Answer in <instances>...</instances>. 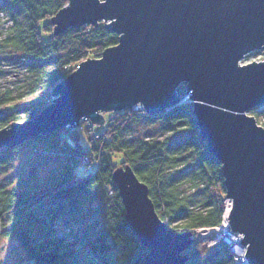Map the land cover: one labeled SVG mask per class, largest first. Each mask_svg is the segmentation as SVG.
<instances>
[{"label": "water", "instance_id": "water-1", "mask_svg": "<svg viewBox=\"0 0 264 264\" xmlns=\"http://www.w3.org/2000/svg\"><path fill=\"white\" fill-rule=\"evenodd\" d=\"M99 21L118 42L58 82L34 118L0 128V150L85 117L102 124L104 112L137 104L161 114L189 96L199 134L221 163L227 227L242 237L246 262L264 264V127L248 114L264 104V60L239 64L264 48V0H69L51 18L55 34ZM112 177L148 249L145 264H188L191 232L167 228L129 164Z\"/></svg>", "mask_w": 264, "mask_h": 264}, {"label": "trees", "instance_id": "trees-1", "mask_svg": "<svg viewBox=\"0 0 264 264\" xmlns=\"http://www.w3.org/2000/svg\"><path fill=\"white\" fill-rule=\"evenodd\" d=\"M24 2L27 24L14 36L1 39L0 48L11 45L30 57L34 78L24 98L29 102L25 106L19 108L16 101L0 100V108L9 104V110L0 116V128L20 119L17 114H23L24 120L34 118L48 105L44 100H35L37 95L51 91L73 71L70 67L78 66L89 58L88 54L100 57L106 47L118 42V35L107 28L105 21L69 27L55 34L51 18L69 0ZM69 38L74 39L75 46L67 58L61 59L59 52ZM185 90V84L178 88L179 93ZM257 115L264 118V111ZM113 117H116L115 124H104V131L94 142L87 136L82 142L80 131L69 127L31 139L60 145L66 156V169L44 181L33 176L25 178L18 188L8 190L0 186V238L16 239L28 254V264H145L148 249L127 223L122 198L112 177L117 166L126 164L148 185L149 195L162 220L167 218L172 223L181 219L187 230L221 222L226 197L222 167L199 134L191 100L161 114L140 115L121 110L109 112L108 118ZM137 119L162 120L168 129L188 125L192 134L188 138L177 137L172 142L169 139L140 140L130 145L123 138L124 132ZM261 122L264 127V119ZM85 143L88 144L85 146ZM17 148H2L0 165L11 161ZM85 154H90L92 161L88 165L94 164L95 170L79 174L75 170L77 165L88 166L81 162ZM171 168L177 170L165 175ZM183 182L194 186L203 184L201 209L194 208L178 190ZM99 196L105 200L108 224L97 228L91 203ZM61 221L65 228L60 230L57 224ZM39 230L52 237L40 239L36 233ZM188 252V264H235L224 242L208 247L202 256L194 249Z\"/></svg>", "mask_w": 264, "mask_h": 264}, {"label": "rangeland", "instance_id": "rangeland-1", "mask_svg": "<svg viewBox=\"0 0 264 264\" xmlns=\"http://www.w3.org/2000/svg\"><path fill=\"white\" fill-rule=\"evenodd\" d=\"M27 11L24 0H0V40L9 36L12 37L18 33V30L27 24ZM104 23L103 21H99ZM74 39H67L66 46L63 50L59 52L61 59L67 58V56L72 52L75 46ZM89 58L93 54H88ZM264 60V48L256 49L248 54H246L240 61L239 64L245 65L248 63L261 62ZM77 66H71V70L76 69ZM34 78V72L31 68V58L26 56L25 53L11 45L7 47L0 48V100L6 98L9 102L16 101L17 107H22L28 104L25 101V96L28 94L32 87V81ZM8 92V93H7ZM35 100H44L48 104L52 101V95L50 90L37 95ZM34 100V101H35ZM9 110V104L0 108V110ZM256 113V114H255ZM5 114V113H4ZM104 114V113H103ZM249 115L254 116L257 124L262 125L264 118L263 116L257 115V112H248ZM20 117L15 122H23V114H17ZM104 122L102 124L94 123L92 126L87 121H82L79 127L71 128V130L80 131L81 140L84 142V136L90 138L91 131L94 129L96 136L100 135L104 131V124L106 125V119L109 116V112H105ZM89 126V127H88ZM68 127V126H67ZM66 127V128H67ZM192 128L188 125L177 128H165L162 120L156 122H148L142 119L135 120L130 128H127L124 132V139L129 142L130 145L136 144L140 140H168L175 141L177 137H191ZM59 142V141H58ZM86 142V141H85ZM84 144V143H83ZM88 143H85V146ZM76 155V154H74ZM77 155L80 156V153ZM77 158V157H74ZM84 165L90 164L91 158L88 161H83ZM192 163V162H191ZM190 163V164H191ZM66 156L61 152L60 145L53 141H43L35 140L25 142L18 146L16 149L15 157L9 161L7 164L0 165V186L5 189L18 188L20 182L25 178L29 179L31 176L35 177L37 180H48L52 175L63 171L66 169ZM195 170V168H192ZM77 173L91 172L95 170L94 164L88 166L77 165L75 167ZM177 169H168L165 175L172 174V172ZM180 180V179H178ZM204 186L199 183L197 185H191L190 182H183L178 185V190L182 191V195L186 196L191 205L198 209L203 207V196H204ZM226 202H231V199L227 197L224 198V213L227 211L225 206ZM93 208V214L95 215L94 226L97 228L102 225L107 226L108 219L106 213L105 200L103 197L99 198L91 203ZM170 225L175 230L190 231L184 226V221L181 219H176ZM58 228L61 230L65 228L63 221L57 224ZM186 228V230H185ZM37 236L40 239L48 240L52 236L47 235L44 231H37ZM58 236H62V233H58ZM192 237V236H191ZM195 240V238H194ZM60 248V246H57ZM190 250L194 249L198 256H202L205 250L208 248L197 241L189 247ZM188 249V250H189ZM187 254L190 257V252ZM29 257L24 248L16 239H3L0 238V264H28ZM189 262V261H188ZM199 262V261H198Z\"/></svg>", "mask_w": 264, "mask_h": 264}, {"label": "built area", "instance_id": "built-area-1", "mask_svg": "<svg viewBox=\"0 0 264 264\" xmlns=\"http://www.w3.org/2000/svg\"><path fill=\"white\" fill-rule=\"evenodd\" d=\"M189 100H190L189 96H185L181 100L180 103H183V102H186ZM128 110L133 112V113L140 114V115H145V114L146 115H152V114H149L148 112H146V110L142 104H137L133 108L128 109ZM168 110H170V109H168ZM262 111H264V104H262L260 107H257L255 110H253L251 112H262ZM103 115H105V114H103ZM104 118H105V116H104ZM115 120H116V117H113L111 119H109L107 117L106 124L108 126L114 125ZM82 121H87L92 126H94L93 121L91 119L85 117V118L80 119L79 123L76 126H68V127H71V128L79 127L81 125ZM90 137H91V141L94 142L96 140L97 136H96L94 129L91 131ZM89 150H90V148H89ZM89 158H90V154H85L83 156V161H85V160L88 161ZM81 162H82V159H81ZM163 221L165 222L167 228H169L173 231H179V230L173 229V227L170 225V222L168 221L167 218ZM190 232L192 234L191 236H192L193 240L195 238L194 241L202 243V245L206 246L207 248L212 247L214 245H217L220 242H224L227 249L232 253L233 261L235 264H249L248 262H246L245 257L243 256V254L245 253L246 247H244L240 243L242 237L239 235V233L229 230V228L227 227L225 213H223L221 222L218 225L192 229V230H190Z\"/></svg>", "mask_w": 264, "mask_h": 264}, {"label": "bare ground", "instance_id": "bare-ground-1", "mask_svg": "<svg viewBox=\"0 0 264 264\" xmlns=\"http://www.w3.org/2000/svg\"><path fill=\"white\" fill-rule=\"evenodd\" d=\"M228 203H230V202H228ZM199 244H202V243H200V242H198Z\"/></svg>", "mask_w": 264, "mask_h": 264}, {"label": "clouds", "instance_id": "clouds-1", "mask_svg": "<svg viewBox=\"0 0 264 264\" xmlns=\"http://www.w3.org/2000/svg\"><path fill=\"white\" fill-rule=\"evenodd\" d=\"M193 242H194V240H193Z\"/></svg>", "mask_w": 264, "mask_h": 264}]
</instances>
